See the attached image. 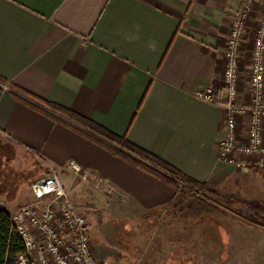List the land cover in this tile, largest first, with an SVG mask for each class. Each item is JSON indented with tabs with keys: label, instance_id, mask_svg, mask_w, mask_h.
<instances>
[{
	"label": "crops",
	"instance_id": "0c3cea01",
	"mask_svg": "<svg viewBox=\"0 0 264 264\" xmlns=\"http://www.w3.org/2000/svg\"><path fill=\"white\" fill-rule=\"evenodd\" d=\"M242 5L0 0V208L12 217L36 202L30 187L5 183L16 175L33 182L49 172L74 203L96 194L123 213L167 210L179 195L19 101L15 96L32 102L20 92L126 138L211 189L254 171L242 174L219 160L226 110L196 97L221 88L226 43ZM260 15L255 7L248 25L257 26ZM71 160L81 164L86 180L69 170Z\"/></svg>",
	"mask_w": 264,
	"mask_h": 264
},
{
	"label": "rangeland",
	"instance_id": "374dc122",
	"mask_svg": "<svg viewBox=\"0 0 264 264\" xmlns=\"http://www.w3.org/2000/svg\"><path fill=\"white\" fill-rule=\"evenodd\" d=\"M257 26L248 25L242 47L245 90ZM28 176L3 186L28 189ZM178 194L171 208L150 213L120 212L96 194L73 203L87 219L93 251L111 264H264L263 174H237L204 195Z\"/></svg>",
	"mask_w": 264,
	"mask_h": 264
},
{
	"label": "built area",
	"instance_id": "2783aa9c",
	"mask_svg": "<svg viewBox=\"0 0 264 264\" xmlns=\"http://www.w3.org/2000/svg\"><path fill=\"white\" fill-rule=\"evenodd\" d=\"M255 7L260 8L261 15L245 90L241 76L242 47ZM196 97L226 110L219 160L239 172L252 169L264 175V0H243L226 43L222 86L219 90L208 88L198 92ZM68 168L86 180L77 160H71ZM30 190L36 202L12 216L25 249L17 264H111L93 251L87 219L77 213L56 173L49 172L31 182Z\"/></svg>",
	"mask_w": 264,
	"mask_h": 264
},
{
	"label": "trees",
	"instance_id": "16d2710c",
	"mask_svg": "<svg viewBox=\"0 0 264 264\" xmlns=\"http://www.w3.org/2000/svg\"><path fill=\"white\" fill-rule=\"evenodd\" d=\"M0 83H4L3 80L0 79ZM20 93L32 102L15 96L19 101L92 140L132 166L158 178L171 186L177 194L186 190L189 193L197 191L198 194L204 195L211 190L206 184L186 177L174 167L131 144L126 138L118 137L68 109L43 102L26 92ZM24 252V245L16 233L12 217L0 208V264H17L18 256Z\"/></svg>",
	"mask_w": 264,
	"mask_h": 264
}]
</instances>
